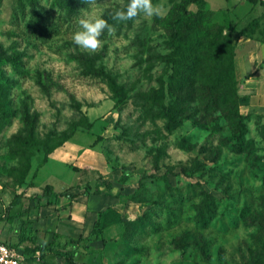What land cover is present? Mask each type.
I'll use <instances>...</instances> for the list:
<instances>
[{
    "label": "rangeland",
    "instance_id": "374dc122",
    "mask_svg": "<svg viewBox=\"0 0 264 264\" xmlns=\"http://www.w3.org/2000/svg\"><path fill=\"white\" fill-rule=\"evenodd\" d=\"M240 1L207 0L206 9L214 13L210 24L229 20L238 31L255 11L252 5L240 7ZM23 2L0 0V85L10 102L7 117L1 118L0 108V229L5 238L20 242L21 213L51 184L77 198L65 210L44 207L30 216L40 232L85 239L106 212L105 241L81 244L77 264L250 263L256 229L248 220L264 195V113L251 114L244 153H237L234 143L223 146L228 128L213 134L187 122L171 134L165 120L153 122L144 113L142 94L157 88L156 79L166 70L157 61L149 72V56L169 52L166 22L181 0H153L161 16H141L112 35L105 32L102 48L94 53L73 43L78 20L85 14L105 18L126 8L128 0H97L92 6L74 0L73 12L69 0H35L45 36L29 25L34 6L27 5L25 16L19 11ZM12 55L19 56L20 66L2 59ZM98 72L124 88L123 101ZM239 93L244 95L242 88ZM27 113L31 123H26ZM31 127L32 142L43 149L64 142L48 156L26 153L16 139L27 138ZM187 137L191 149L180 145ZM196 158L204 167L191 176L181 173ZM202 191L217 199L216 213L205 224L197 220ZM18 195L22 202L10 208ZM69 201L62 197L60 206ZM144 214L152 226L147 219L133 223ZM21 246L30 250L25 264H68L34 252L30 241Z\"/></svg>",
    "mask_w": 264,
    "mask_h": 264
},
{
    "label": "trees",
    "instance_id": "16d2710c",
    "mask_svg": "<svg viewBox=\"0 0 264 264\" xmlns=\"http://www.w3.org/2000/svg\"><path fill=\"white\" fill-rule=\"evenodd\" d=\"M34 1L25 0L19 11L21 10V13L25 16L27 5L34 6L29 25L35 28L38 35L45 36L44 19L42 14L35 10L36 4ZM247 1L253 5L260 3V0ZM261 4L264 5L263 2ZM192 5L196 6L198 10H191L189 7ZM76 6L74 0H69L70 12H73ZM206 6V0H181L180 3L175 5L166 22L170 37L166 43L169 52L166 54L152 53L149 56V72L154 69L157 61L163 63L166 70L164 74L156 79L158 87L142 94L144 113L153 122L165 120L166 129L171 134L187 122H190L194 128L200 131L213 134H220L228 128L230 135L222 138L223 146L234 143L233 147L237 153H244L243 145L248 134L247 122L251 114H242L240 110V82L236 65L238 39L241 36L255 38L257 29L261 26L260 21L261 17H264V12L259 18L253 17L250 13L245 17L248 19L245 21L244 18L240 23V29L237 31L229 20L223 26L215 27V25H211L210 18L214 13L206 9ZM112 13H108L105 18L114 28L122 26L124 22L118 23L111 19ZM127 22L132 23V21ZM260 34L264 39V22ZM2 59L11 62L16 67L21 65L18 55L6 56ZM96 75L102 76L108 82L110 89L120 97V101L124 100V88L119 87L113 76L105 72H98ZM6 95L8 94L4 92L3 86L0 85V108L3 111L1 118L7 117L9 113L10 102H7ZM167 95L170 96L169 103L166 101ZM25 120L26 123L31 120L28 113ZM33 127L30 128L27 138L17 137L18 140L16 139L17 145L23 148L26 153L34 155L45 151L48 156L63 144L64 141L54 146L48 144L45 145L46 149H43L39 143L32 142ZM99 140L101 141L102 138ZM188 141H190L189 137L184 138L180 143L181 147L191 149V146L187 144ZM202 151L207 152L205 148ZM218 156L219 153L216 155L217 158H211V160L216 162ZM193 162L192 168L183 167L181 173L191 176L195 171H199L204 167L197 158ZM24 177L23 175L22 181L25 180ZM29 185L33 186L32 183ZM107 185L108 187L111 186L110 184ZM95 194H100V191H96ZM62 197L68 198L69 203L60 206ZM76 198V194L58 191L51 184L46 185L41 194L33 197L34 206L21 213L23 220L19 235L20 242L11 243L2 232L4 242L10 247L20 249L23 252L25 255L24 264L27 262L30 253V250L21 246V242L25 241H30L35 246L34 252H40L43 255L53 254L63 258L68 264H77V258L81 253V244L105 241L103 218L106 212L100 213L89 237L85 239L75 238L59 232H40L34 228V222L28 219L44 207L60 206L57 209L58 211L65 210L72 206ZM22 200V195L16 196L10 208L19 205ZM216 209L217 199L215 196L202 191V199L197 207L198 222L201 224L207 223L209 218L214 217ZM248 213L249 210L243 214V218L247 217ZM25 215H27L26 218ZM145 219H147L146 223L152 226V219L148 214H144L133 223H143ZM12 220L13 218H10V221ZM248 224L256 229L253 237L252 259L248 264H264V195L260 197L258 209L253 213V217L248 220ZM49 235H51V238L48 237Z\"/></svg>",
    "mask_w": 264,
    "mask_h": 264
},
{
    "label": "crops",
    "instance_id": "0c3cea01",
    "mask_svg": "<svg viewBox=\"0 0 264 264\" xmlns=\"http://www.w3.org/2000/svg\"><path fill=\"white\" fill-rule=\"evenodd\" d=\"M261 2L264 3V0H260V3L253 5L247 0H241L240 7L245 8L252 5L255 8L252 16L259 18L264 12V5ZM233 3H237V0H233ZM246 19L248 18H245V21ZM260 22L261 26L257 29L255 38L241 36L238 39L240 53H238L236 59L237 74L240 88L244 92L240 99V110L245 115L255 112L264 113V39L260 34L264 17H261ZM50 207H55L57 210L60 206Z\"/></svg>",
    "mask_w": 264,
    "mask_h": 264
},
{
    "label": "clouds",
    "instance_id": "9594fccd",
    "mask_svg": "<svg viewBox=\"0 0 264 264\" xmlns=\"http://www.w3.org/2000/svg\"><path fill=\"white\" fill-rule=\"evenodd\" d=\"M92 6L97 0H85ZM162 8L153 4V0H129L126 8L117 9L111 14V19L116 22L135 21L143 17H159ZM79 30L73 36V43L84 51L94 53L103 46L101 39L105 32L109 35L114 34L115 28L109 21L100 16L85 14L78 20Z\"/></svg>",
    "mask_w": 264,
    "mask_h": 264
},
{
    "label": "built area",
    "instance_id": "2783aa9c",
    "mask_svg": "<svg viewBox=\"0 0 264 264\" xmlns=\"http://www.w3.org/2000/svg\"><path fill=\"white\" fill-rule=\"evenodd\" d=\"M25 255L20 249L7 245L2 238L0 229V264H24Z\"/></svg>",
    "mask_w": 264,
    "mask_h": 264
}]
</instances>
